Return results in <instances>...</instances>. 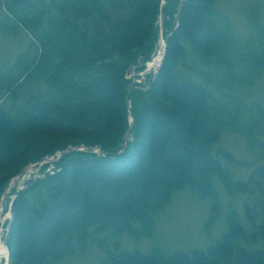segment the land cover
Instances as JSON below:
<instances>
[{
	"label": "trees",
	"instance_id": "1",
	"mask_svg": "<svg viewBox=\"0 0 264 264\" xmlns=\"http://www.w3.org/2000/svg\"><path fill=\"white\" fill-rule=\"evenodd\" d=\"M218 1L167 0L164 55L144 89L129 87L126 73L151 58L158 0L3 2L0 31L20 27L31 42L15 72L0 73V89L13 99L26 81L42 79L46 89L13 116L0 107V199L25 166L67 146L103 153H63L58 174L14 191L8 264H60L94 247L104 252L99 264H264L255 247L264 244V165L234 179L222 163L234 158L218 145L222 131L240 133L242 122L249 147L255 133L264 135V106L251 101L240 120L229 99L250 98L264 73V30L250 8L257 38L238 47ZM213 178L229 198L245 195L247 228L229 204L213 244L166 253L153 236L155 215L187 189L210 201L208 233L220 210ZM125 235L137 243L147 237L149 251L123 250L117 239ZM107 239L116 241L109 247Z\"/></svg>",
	"mask_w": 264,
	"mask_h": 264
},
{
	"label": "rangeland",
	"instance_id": "2",
	"mask_svg": "<svg viewBox=\"0 0 264 264\" xmlns=\"http://www.w3.org/2000/svg\"><path fill=\"white\" fill-rule=\"evenodd\" d=\"M4 1L6 0H0L1 7L4 6ZM215 7L229 20L238 47L243 46L250 39L257 38L256 30L247 23L246 15L249 13L250 8H255L258 23L264 30V0H219ZM0 20H2L1 9ZM30 42V36L20 27L9 29L7 33L0 31L1 74L15 72L17 59L22 53L26 52ZM188 62L189 65L192 63L193 65L196 64L191 58H189ZM141 74L143 73H140L136 66L132 67L128 74L129 87L139 84L144 89L153 75V70L144 74L145 76L142 75L141 77ZM45 89L46 84L42 79L23 83L18 89L16 99L4 96V90L0 89V107L8 115L13 116L17 108L25 106L27 98L30 95L40 93ZM249 93L251 95L250 98L242 93H231L229 95L230 107L240 120L244 119V106H248L251 101L264 106V73L255 79ZM245 131L243 122L240 133L225 129L221 133L218 144L231 153L234 158V163L232 164L222 161L234 179H245L254 166L264 165V135L255 133L256 141L252 147H249ZM11 184L12 187L9 188ZM18 184L19 181H15V183L11 182L8 186L9 189L7 188L8 190L6 189L4 192L5 196L3 200L0 202L1 242L5 241L7 233L6 222L11 218L10 207L15 197L14 190L18 189ZM213 186L219 197L220 210L208 233L205 232L204 226L206 220L211 215L210 201L208 199H200L196 194L190 193L187 189L174 193L165 210L155 215L153 236L156 243L166 253H189L194 249H204L208 245L213 244L225 230V218L229 204H232L236 209L241 223L247 228V220L241 203L245 199V195L239 194L232 199L229 198L222 184L216 178H213ZM82 196L86 199L87 194L82 193ZM117 240L121 248L126 251L138 249L140 252L145 253L149 251L151 246V241L147 237L142 238L138 243L127 235ZM107 241L109 247H111L116 240L107 239ZM255 247L264 250L263 243H258ZM103 257L104 252L94 247L86 254L75 253L70 255L60 264H99ZM0 264H8L7 258L2 259Z\"/></svg>",
	"mask_w": 264,
	"mask_h": 264
},
{
	"label": "built area",
	"instance_id": "3",
	"mask_svg": "<svg viewBox=\"0 0 264 264\" xmlns=\"http://www.w3.org/2000/svg\"><path fill=\"white\" fill-rule=\"evenodd\" d=\"M164 0H159V5L162 7L164 5ZM80 151H85L86 149L84 147L77 148ZM92 153L99 155L100 152L97 148H94L91 150ZM60 153H56L55 155L46 157L42 162H40L38 165H34L32 167H29L26 169L25 173L22 175L21 179H27L29 177H39L40 169L42 165H46V168L44 170V174L53 175L55 171H58L59 169H55L54 162H56L59 159ZM35 167V169H33Z\"/></svg>",
	"mask_w": 264,
	"mask_h": 264
},
{
	"label": "bare ground",
	"instance_id": "4",
	"mask_svg": "<svg viewBox=\"0 0 264 264\" xmlns=\"http://www.w3.org/2000/svg\"><path fill=\"white\" fill-rule=\"evenodd\" d=\"M164 40L162 35L159 36L157 41V45L155 47V53L152 56L151 61L147 64L148 70H155L159 63L161 62V58L164 51ZM7 258V250L3 243L0 242V260Z\"/></svg>",
	"mask_w": 264,
	"mask_h": 264
},
{
	"label": "water",
	"instance_id": "5",
	"mask_svg": "<svg viewBox=\"0 0 264 264\" xmlns=\"http://www.w3.org/2000/svg\"><path fill=\"white\" fill-rule=\"evenodd\" d=\"M159 67H160V65H159ZM159 67H158V69H159ZM158 69H157V71H158ZM157 71H156V73H157ZM32 182H33V180H28V181L24 182L19 190H22L24 186H26L27 184L32 183ZM15 205H16V199H13L12 204H11V208H10V213L11 214L14 211Z\"/></svg>",
	"mask_w": 264,
	"mask_h": 264
}]
</instances>
